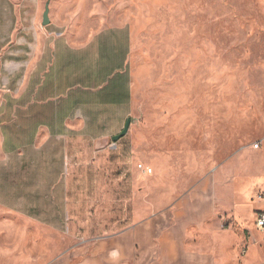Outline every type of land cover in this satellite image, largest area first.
<instances>
[{
  "label": "rangeland",
  "instance_id": "374dc122",
  "mask_svg": "<svg viewBox=\"0 0 264 264\" xmlns=\"http://www.w3.org/2000/svg\"><path fill=\"white\" fill-rule=\"evenodd\" d=\"M110 29L128 37L130 102L94 111L86 133L77 134L92 141V190L136 184L133 205L144 216L194 202L204 188L216 205H233L263 233L255 210L264 213L256 199L264 192V0H0V179L2 137L10 145L33 141L37 45L60 39L78 48ZM127 119L117 149L123 160L104 155L107 146L116 150L112 137ZM67 236L0 207V264H37L41 254L44 264H63L60 254L76 264L81 246Z\"/></svg>",
  "mask_w": 264,
  "mask_h": 264
},
{
  "label": "crops",
  "instance_id": "0c3cea01",
  "mask_svg": "<svg viewBox=\"0 0 264 264\" xmlns=\"http://www.w3.org/2000/svg\"><path fill=\"white\" fill-rule=\"evenodd\" d=\"M128 52L124 29L107 30L78 48L60 39L37 45L33 141L10 145L7 135L2 137L0 207L42 229L65 230L81 246L82 252L77 247L73 254L76 264H264V232H254L233 205H216L204 188L194 202L144 216L134 209L136 184L92 190V141L85 135L76 140L77 134L86 133L94 111L128 106ZM122 139L112 142L115 151L107 146L102 153L123 160L117 152ZM31 151L35 174L30 175L24 155ZM65 255L59 257L68 264ZM43 258L37 255V264H44Z\"/></svg>",
  "mask_w": 264,
  "mask_h": 264
},
{
  "label": "built area",
  "instance_id": "2783aa9c",
  "mask_svg": "<svg viewBox=\"0 0 264 264\" xmlns=\"http://www.w3.org/2000/svg\"><path fill=\"white\" fill-rule=\"evenodd\" d=\"M253 149H258V144H255L253 146ZM138 169L142 170L144 173L151 174L150 169L142 168V166H138ZM256 199L259 201H264V192L263 191H257L256 192ZM255 227L257 230H264V213L263 212H256L255 215Z\"/></svg>",
  "mask_w": 264,
  "mask_h": 264
},
{
  "label": "water",
  "instance_id": "95a60500",
  "mask_svg": "<svg viewBox=\"0 0 264 264\" xmlns=\"http://www.w3.org/2000/svg\"><path fill=\"white\" fill-rule=\"evenodd\" d=\"M48 24H49L48 8H45L44 13L42 15V25L47 26ZM130 122H131L130 119L126 120L122 131L119 134H117L116 136L112 137V142H117L118 140H120L121 138L126 136L128 130H129V127H130Z\"/></svg>",
  "mask_w": 264,
  "mask_h": 264
}]
</instances>
